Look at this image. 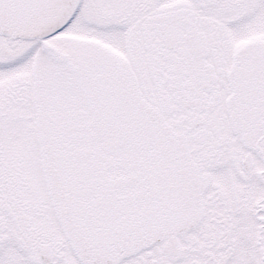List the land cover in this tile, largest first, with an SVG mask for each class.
Masks as SVG:
<instances>
[{
	"label": "snow or ice",
	"instance_id": "snow-or-ice-1",
	"mask_svg": "<svg viewBox=\"0 0 264 264\" xmlns=\"http://www.w3.org/2000/svg\"><path fill=\"white\" fill-rule=\"evenodd\" d=\"M0 264H264V0H0Z\"/></svg>",
	"mask_w": 264,
	"mask_h": 264
}]
</instances>
